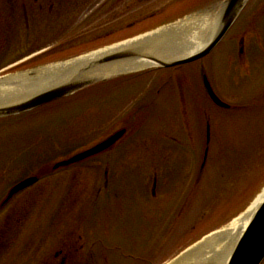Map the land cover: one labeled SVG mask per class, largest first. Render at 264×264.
Here are the masks:
<instances>
[{
  "label": "rangeland",
  "instance_id": "rangeland-1",
  "mask_svg": "<svg viewBox=\"0 0 264 264\" xmlns=\"http://www.w3.org/2000/svg\"><path fill=\"white\" fill-rule=\"evenodd\" d=\"M224 1L92 0L86 11L92 14L77 39L89 42L85 53L95 52L213 7L218 14ZM203 28L193 36L206 38L209 28ZM203 74L229 109L211 101ZM115 82L0 125V201L19 182L42 175L0 211V222L12 211L15 253L26 242L39 248L44 233L72 229L86 248L95 243L90 264H169L241 217L263 193L264 0H250L205 59ZM125 127L127 136L113 149L118 156L99 155L53 171L56 163ZM108 180L111 190H121L110 209L102 190ZM123 201L141 209L124 214ZM122 215L129 216L125 227L117 224ZM76 238L72 242L79 247ZM54 246L64 247L58 241ZM89 261L86 255L79 258L81 264Z\"/></svg>",
  "mask_w": 264,
  "mask_h": 264
},
{
  "label": "water",
  "instance_id": "water-1",
  "mask_svg": "<svg viewBox=\"0 0 264 264\" xmlns=\"http://www.w3.org/2000/svg\"><path fill=\"white\" fill-rule=\"evenodd\" d=\"M249 1L250 0H225L219 5L220 10L218 14H216L217 7H213L210 11H204L196 15V17L186 21L168 25L156 33L141 38H134L124 43L121 42L67 61L43 65L14 76L0 77V83L6 85L13 80L20 84H24L25 82H27V84H36L39 83L38 81L40 80L50 82V84L43 85L38 91H35L32 95L19 102L9 103L0 107V119L37 110L43 106L86 90L94 85L106 83L127 75L137 74L149 69H170L200 61L209 56L223 41ZM179 23L183 24L180 26ZM204 25H207L209 28L208 36L211 34L212 30H214L213 35L201 50L192 55L177 59H166L161 57L155 48L156 45L159 47H169V45L173 44L179 45L180 42H186L187 45L188 43L191 45L195 39L193 33L201 29L205 30L203 28ZM208 36L205 38V41L208 39ZM117 45L120 46L118 48L114 47ZM193 46L194 44L192 47ZM96 53L99 54L92 57L89 56ZM132 60H143L150 62L152 65L141 70L106 75L102 78L88 77L89 72ZM60 78L63 79L59 81ZM204 84L211 100L217 106L224 109L230 108L228 104L222 102L215 94L207 76L204 77ZM125 133V130L117 132L95 147L74 156L70 160L55 165L54 169L70 166L110 149L125 135ZM207 154L208 151H206V156ZM37 180L36 177L24 180L11 191L10 196L12 197L19 191L35 184ZM188 252L186 251L169 264H216V256L205 262L190 263L191 259L189 256L188 260L187 256H185ZM263 260L264 202L255 213L245 233L237 243L227 264H261Z\"/></svg>",
  "mask_w": 264,
  "mask_h": 264
},
{
  "label": "flooded vegetation",
  "instance_id": "flooded-vegetation-1",
  "mask_svg": "<svg viewBox=\"0 0 264 264\" xmlns=\"http://www.w3.org/2000/svg\"><path fill=\"white\" fill-rule=\"evenodd\" d=\"M91 1L0 0V77L14 76L45 64L67 61L84 54L89 42L84 39H77L78 34H80L78 30L79 28L82 29L83 22L92 14V11L86 13L87 9L92 5ZM102 5L99 4L98 7ZM243 52L244 48L242 47L240 54H243ZM204 77L205 74L202 76L203 84ZM116 83L118 82L111 80L105 85L110 86ZM11 121L12 119L1 121L0 125H9ZM123 130L126 131L124 137L113 147L99 155L118 156V153L113 151V149L129 132L128 127ZM90 160L91 158L77 162L71 167L82 165ZM71 167L53 169V171L68 170ZM109 171V168L105 169L104 175L106 177L109 176ZM37 176L40 181L42 175ZM14 187L9 190L7 197L0 201V211L7 208L21 193L28 189L11 197L10 193ZM157 187L155 183L153 188ZM110 188L111 185L108 180V183L104 184L102 189L106 192L104 203L107 209L111 208L112 200H115L112 197L121 196L119 193L120 189L111 190ZM111 191L114 196L110 194ZM152 195L157 197V189H152ZM120 208L124 214H128L135 213L138 209H141V206L136 205V202L131 205H125L123 201ZM133 208L135 209L134 211ZM9 212L10 215L3 222H0V264H81L79 263V258L85 255L86 258H90L88 264L94 260L91 257L96 253L97 247L95 243H93L92 247L86 248L87 243H82L81 236L77 239L74 233H71L72 229L70 232L64 231L65 233L62 234L59 232L54 234L44 233L43 239H40L41 247L32 248L30 242H26L15 253L11 209ZM127 217L126 215L119 216L117 224L125 227V219ZM90 234L95 235L93 232H90ZM74 238L78 240V243L81 241L79 247H77V241L72 242ZM107 238L110 239L108 235ZM57 241L64 247L55 248L54 245L57 244ZM115 249L120 250L118 246ZM102 254H104L103 250ZM9 260L10 262L8 263ZM261 264H264V260Z\"/></svg>",
  "mask_w": 264,
  "mask_h": 264
},
{
  "label": "bare ground",
  "instance_id": "bare-ground-1",
  "mask_svg": "<svg viewBox=\"0 0 264 264\" xmlns=\"http://www.w3.org/2000/svg\"><path fill=\"white\" fill-rule=\"evenodd\" d=\"M182 24L183 23H179L180 26ZM213 32L214 30H212L211 34L208 36V39L206 41L205 38L200 39L199 37L195 36V43L193 42L191 45H189V43L187 45L186 42H180L179 45L173 44L169 45V47H159L156 45L155 48L160 54V56L166 59H177L186 57L201 50L207 44L206 42H208V40L212 37ZM193 44L194 46L192 47ZM119 46L120 45L114 47L118 48ZM97 54L99 53L89 56L92 57ZM151 65L152 64L150 62L143 60L120 62L108 67L100 68L95 71L89 72L88 77L102 78L106 75L141 70ZM62 79L63 78H60L59 81ZM38 82L39 83L36 84H27V82H25L24 84H20L16 83L13 80L12 82L7 83L8 85L0 83V107L9 103L19 102L32 95L35 91H38L40 88H42L43 85L50 84L49 81L40 80ZM263 202L264 191L257 198L254 204L241 217L233 221L230 225L223 228L222 230H219L216 233L207 236L204 241H202V243L188 250L189 252L187 251L188 253L185 254V256H187V260L189 256V258L191 259L190 263H201L208 261L212 257L216 256V264H227L237 243L239 242L242 235L245 233L249 223L251 222L252 218L254 217L255 213ZM216 245H222V248L220 250H216ZM217 254H219L221 257L217 258Z\"/></svg>",
  "mask_w": 264,
  "mask_h": 264
}]
</instances>
